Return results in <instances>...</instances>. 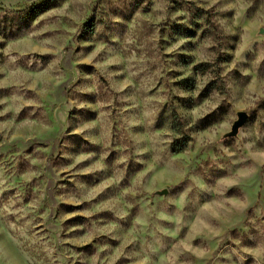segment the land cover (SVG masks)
<instances>
[{"label": "rangeland", "instance_id": "rangeland-1", "mask_svg": "<svg viewBox=\"0 0 264 264\" xmlns=\"http://www.w3.org/2000/svg\"><path fill=\"white\" fill-rule=\"evenodd\" d=\"M0 264H264V0H0Z\"/></svg>", "mask_w": 264, "mask_h": 264}, {"label": "water", "instance_id": "water-1", "mask_svg": "<svg viewBox=\"0 0 264 264\" xmlns=\"http://www.w3.org/2000/svg\"><path fill=\"white\" fill-rule=\"evenodd\" d=\"M247 119V114L244 111L237 113V119L233 122L230 134H235L240 126L244 124Z\"/></svg>", "mask_w": 264, "mask_h": 264}]
</instances>
